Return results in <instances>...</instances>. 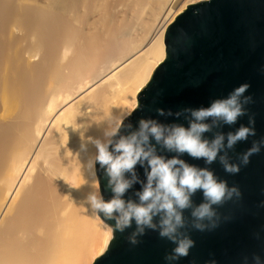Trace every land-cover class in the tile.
<instances>
[{"label": "bare ground", "instance_id": "6f19581e", "mask_svg": "<svg viewBox=\"0 0 264 264\" xmlns=\"http://www.w3.org/2000/svg\"><path fill=\"white\" fill-rule=\"evenodd\" d=\"M195 1L0 0V264L106 249L86 201L94 141L136 106L167 25Z\"/></svg>", "mask_w": 264, "mask_h": 264}, {"label": "water", "instance_id": "95a60500", "mask_svg": "<svg viewBox=\"0 0 264 264\" xmlns=\"http://www.w3.org/2000/svg\"><path fill=\"white\" fill-rule=\"evenodd\" d=\"M165 56L156 65L146 84L137 94V104L122 120L119 134L130 135L138 130L140 119H156L162 123H183L187 120L175 116H159L156 109L173 113L185 107H207L212 100L226 97L235 87L248 83L244 93L252 101L245 105L247 113L234 125H223L205 133L211 138L216 131L225 134L235 131L241 124L248 125L249 116L255 119V136L238 142L228 150L230 162L240 163V155L252 146L254 140L264 139V0H198L189 3L167 25L164 33ZM131 125V128H129ZM171 158L175 153H159ZM223 154V153H222ZM198 167H208L215 175L237 185L241 196L220 206L219 226L212 231L200 232L191 227L190 210L185 211L188 224L182 231L195 241L187 257L168 262L164 259L175 245L161 238L158 231L146 230L138 237L139 243L127 239L136 225L123 233L115 231L114 220L105 221L111 232L106 249L91 264H254L258 255L264 261V144L250 157L247 165H241L239 173L224 171L219 160L205 165L187 154L180 157ZM101 195L112 198L107 188L104 170L95 163ZM137 173L146 181L144 168L137 165ZM134 185L125 199H136ZM195 204L203 201L202 192L193 196Z\"/></svg>", "mask_w": 264, "mask_h": 264}, {"label": "clouds", "instance_id": "9594fccd", "mask_svg": "<svg viewBox=\"0 0 264 264\" xmlns=\"http://www.w3.org/2000/svg\"><path fill=\"white\" fill-rule=\"evenodd\" d=\"M249 87L248 83L240 84L226 97L212 100L207 107H185L175 113L171 109L167 112L163 108L156 109L159 116H175L177 120L183 116L187 126L142 118L138 122V130L120 136L118 140L112 138L119 134L123 122L111 127L105 132L106 140L94 141L96 154L90 167L94 168L95 163H99L107 179V188L113 195L105 200L98 186L86 197L91 211L105 221L114 220V230L121 233L131 228L134 222L136 227L127 237L132 244L139 243L138 237L143 236L146 230L158 231L161 238L175 245L164 256L168 262L187 257L195 241L182 231L189 222L185 211L190 210L193 229L212 231L219 226L221 219L217 209L233 198L238 199L241 192L237 185L229 186L208 167H198L180 157L187 154L194 160H203L205 165H211L218 159L225 172L236 174L241 165H247L250 157L260 152L264 139L254 140L252 146L240 155L239 164L230 162L228 156V150L238 142L256 135L254 116H249L247 126L241 124L235 131L226 134L216 131L211 138L205 136L214 128L236 124L247 113L245 105L252 101V97L244 93ZM158 152L175 155L169 158ZM137 165L144 168L146 181L140 179ZM136 184L141 185L133 193L136 199H125ZM197 192L203 194V201L199 204L193 201ZM253 261L254 264H264L258 255L253 257ZM206 264H216V261Z\"/></svg>", "mask_w": 264, "mask_h": 264}, {"label": "rangeland", "instance_id": "374dc122", "mask_svg": "<svg viewBox=\"0 0 264 264\" xmlns=\"http://www.w3.org/2000/svg\"><path fill=\"white\" fill-rule=\"evenodd\" d=\"M136 99H137V98H136ZM130 107H131V106L127 107V108L125 109L126 111H123V113L120 114V117H118V118H119V122L122 121L123 118H124L125 116H127L126 113H127L128 110H131V111H132V109H131ZM131 111H130V112H131ZM124 115H125V116H124ZM118 118H115V119L111 122V125H110V127H108V129L106 130V132H107L108 130H111V127H115V124H117ZM106 139H107V137H106L105 134H104V135H103V138H101V141L103 142V141L106 140ZM95 154H96V149H95ZM96 177H97V176H96ZM98 186H99V182H98V179H97L96 184H94V190H95L96 188H98ZM99 192H100V187H99ZM100 194H101V192H100ZM100 254H101V253H100ZM98 255H99V250L96 248V249H94V250L92 251V253H91L90 256L87 258V260L84 262V264H91V263L94 261V259H95Z\"/></svg>", "mask_w": 264, "mask_h": 264}]
</instances>
